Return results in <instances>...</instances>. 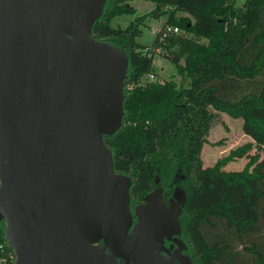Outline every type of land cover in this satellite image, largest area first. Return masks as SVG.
Instances as JSON below:
<instances>
[{"label":"water","instance_id":"1","mask_svg":"<svg viewBox=\"0 0 264 264\" xmlns=\"http://www.w3.org/2000/svg\"><path fill=\"white\" fill-rule=\"evenodd\" d=\"M105 3L0 0V221L14 264H195L183 192L175 208L159 186L131 206L132 177L104 140L122 125L129 65L92 33Z\"/></svg>","mask_w":264,"mask_h":264},{"label":"trees","instance_id":"2","mask_svg":"<svg viewBox=\"0 0 264 264\" xmlns=\"http://www.w3.org/2000/svg\"><path fill=\"white\" fill-rule=\"evenodd\" d=\"M152 1L154 14L167 13L169 22L191 34L167 36L165 43L174 46L169 57L189 82L145 80L153 54L144 52L136 38L142 16L125 27L114 26L112 17L134 13L135 7L129 0H106L92 33L122 45L129 59L122 125L104 136L114 167L132 177L131 206L155 186L161 187L165 202L175 190L183 192L181 237L195 264H264V156L254 154L239 171L221 167L250 142L212 165L203 166L200 157L212 119L209 106L242 117L243 132L264 143V0ZM210 175L240 183L243 195L252 196L253 213L232 211L239 201L224 197L225 186L219 197L220 190L215 198L200 199ZM4 226L1 220L0 243L6 239Z\"/></svg>","mask_w":264,"mask_h":264},{"label":"rangeland","instance_id":"3","mask_svg":"<svg viewBox=\"0 0 264 264\" xmlns=\"http://www.w3.org/2000/svg\"><path fill=\"white\" fill-rule=\"evenodd\" d=\"M243 1L244 0H236L238 4H241ZM129 2L135 7V12L114 16L110 20L111 24L114 26L118 25L125 27L130 23V21L135 20L134 18L136 16H142L137 25L139 34L136 36V38L142 44L151 46V50L149 52H152L153 54V69L151 70L154 74L153 80L158 79L162 81L172 79L177 84H182L185 86L188 85V76L184 73H180L176 65L169 57V54L171 50H173L174 46L168 47L165 43L167 42V36L169 37L170 35L172 36L174 34L190 36L191 34L178 26L179 30L177 32L170 33L164 39L159 40L157 37L159 29L166 25H170L172 27L176 24L168 21L167 13L157 12L154 14L153 11L155 8V3L152 0H129ZM181 14L185 13L182 11L176 12V15ZM201 39L205 41L204 38ZM146 76L147 73L143 76L145 80ZM209 107L212 113V119L209 123L206 141L203 143L200 151V157L202 159L203 166L212 165L218 158L226 155L230 149L245 142H250L251 146L239 156L226 161L221 168L239 171L254 154H258L260 157L264 156V143L255 142L249 135L243 132L242 117H234L225 111L219 110L212 106ZM210 176V178L206 179V190L200 199L211 197L215 198L218 194V191L225 186L227 191L224 190V197L229 198L230 202H234L236 200L239 201L238 205L231 207L232 211H235L240 216H247L253 213L254 204L252 201V196L245 197L243 195L242 186L240 183L233 184L229 181L227 184L223 178L213 175ZM179 193H182V191L178 190V194ZM221 193L222 192L220 190L218 197ZM171 201L173 202H171L172 205H170L172 208L180 205L179 199L176 198L175 195H173ZM193 201L191 205L194 204ZM185 249L186 248H184V250ZM191 259L194 262L192 257Z\"/></svg>","mask_w":264,"mask_h":264},{"label":"built area","instance_id":"4","mask_svg":"<svg viewBox=\"0 0 264 264\" xmlns=\"http://www.w3.org/2000/svg\"><path fill=\"white\" fill-rule=\"evenodd\" d=\"M179 30V27L177 25H173L172 27L170 25L163 26L161 29H159V40L164 39L167 35L170 33L177 32ZM142 50L144 52H149L151 50V46L145 45ZM154 77V74L152 71H149L146 76V80H152ZM15 259V253L12 249V247L9 245L7 240L5 239L4 242L0 243V264H5L6 261L14 260Z\"/></svg>","mask_w":264,"mask_h":264},{"label":"flooded vegetation","instance_id":"5","mask_svg":"<svg viewBox=\"0 0 264 264\" xmlns=\"http://www.w3.org/2000/svg\"><path fill=\"white\" fill-rule=\"evenodd\" d=\"M172 201H171V199L170 198H168V200H166V203L168 204V206H170V205H172V203H171ZM171 243V240H168V239H166L165 240V244L167 245V246H169V244ZM175 246V245H174ZM183 251H185L184 249H183Z\"/></svg>","mask_w":264,"mask_h":264}]
</instances>
